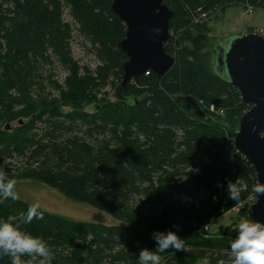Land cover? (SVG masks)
<instances>
[{"label": "trees", "instance_id": "1", "mask_svg": "<svg viewBox=\"0 0 264 264\" xmlns=\"http://www.w3.org/2000/svg\"><path fill=\"white\" fill-rule=\"evenodd\" d=\"M168 1L174 11L170 29L184 34L204 14L231 5L264 11V0ZM111 5L112 0L0 3V172L4 179L43 183L116 224L77 222L39 209L44 218L24 224L30 205L17 197L0 202V220L11 217L20 231L43 239L51 264H138V251L154 248L150 236L156 230L184 239V250L160 253L161 264H231L235 237L203 235L198 228L230 211L227 180L240 175L251 189L257 185L254 167L227 141L250 107L215 71L212 53H200L203 35L188 49L173 34L165 48L176 63L163 78L148 70L120 98L119 84L115 102L96 103L95 92L111 78L121 83L127 59L117 47L126 26ZM66 9L94 49L99 65L93 72L80 74L71 56ZM53 58L68 73L63 85L51 83L57 98L44 87L53 76L46 77L44 68ZM93 103L94 113L83 110ZM184 189L202 190L206 197L187 208L174 196ZM22 259L39 264L40 257ZM0 264H10L2 248Z\"/></svg>", "mask_w": 264, "mask_h": 264}, {"label": "water", "instance_id": "2", "mask_svg": "<svg viewBox=\"0 0 264 264\" xmlns=\"http://www.w3.org/2000/svg\"><path fill=\"white\" fill-rule=\"evenodd\" d=\"M113 13L126 26L125 38L117 44L127 59L117 96L129 83L148 70L163 78L176 60L165 48L171 37L174 11L168 0H112ZM217 73L234 87L250 109L231 127L236 150L253 165L257 184H264V37L252 32L217 43L212 51ZM197 115L205 114L197 107ZM256 194V193H255ZM247 210V219L264 223V195Z\"/></svg>", "mask_w": 264, "mask_h": 264}, {"label": "rangeland", "instance_id": "3", "mask_svg": "<svg viewBox=\"0 0 264 264\" xmlns=\"http://www.w3.org/2000/svg\"><path fill=\"white\" fill-rule=\"evenodd\" d=\"M1 2H4V0H0V3ZM244 10L245 8L242 5H231L224 10H218L216 13H211L209 16L210 21H208L209 18L201 17L193 24L192 29H190L187 33L185 32V34L184 32L175 30L171 31V29L170 32L174 35L173 37L179 35L183 40V46L188 49L193 48V41L195 37L203 35L205 37V47L200 51V53L211 54L218 42L225 39L229 40L233 36L246 32L247 27L254 26L257 27V29L264 30V11L256 9L250 15L243 16L242 13ZM64 19L71 25L72 32L70 36L71 39L69 41V48L74 62L80 69V74H83L86 69H90L92 72L95 71L99 63L95 52L93 51L94 49L92 48L90 42L85 40V38L78 32V26L70 16L68 9L65 10ZM205 24L207 26H205ZM254 30L255 29L251 32ZM44 71L46 72V77L53 75L49 82L44 84L46 94L51 98H57L59 92L56 90L55 84L53 85L51 83L59 82L63 85L68 73L55 58H53V64L45 66ZM108 83L109 84L106 87L100 88L95 92L96 103H100L103 100H106L107 102H115V90L120 82L111 78ZM43 91H41V93H43ZM96 103L84 106L83 110L89 113H94L97 109ZM72 110L73 109L71 108L62 109L64 113ZM238 177H240L244 183V186L238 187L240 193V203L243 208L238 209L236 207L238 203L234 202L230 211L226 214L220 217H214L207 224L201 225L198 228L203 235L220 237L228 236L234 238L237 234L238 224L247 220V210L249 205L253 203L251 197L255 192L250 188L249 180H246L240 175ZM14 191L17 198L25 201L29 205L38 203L40 206L39 210L55 216L77 222L102 223L106 225H112L115 223L112 217L104 212L96 210L86 204L73 201L57 190H54L35 180H22L16 182ZM182 194H197L196 197L199 201L206 197L202 190H199L197 193H193L184 189V192L176 193L174 195L175 199L179 200Z\"/></svg>", "mask_w": 264, "mask_h": 264}, {"label": "clouds", "instance_id": "4", "mask_svg": "<svg viewBox=\"0 0 264 264\" xmlns=\"http://www.w3.org/2000/svg\"><path fill=\"white\" fill-rule=\"evenodd\" d=\"M239 179L235 182L226 181V197L236 203H240L238 188ZM15 179H4L0 172V202L6 199H15ZM257 195H264V184H257L252 189ZM38 203L30 205L24 213V224H30L33 219L42 220L44 217L38 211ZM9 217L6 221L0 220V248L3 254L9 256L10 264H32V260H23L22 257H40L39 264H51L52 255L48 244L39 237H33L27 232L20 231L11 222ZM173 225V228H177ZM150 238L154 242V248H141L138 251V264H161L160 253L169 248L176 251L184 250V239L180 238L175 231L156 230ZM229 250L232 253L231 264H264V223L247 219L238 224L237 234L231 241ZM220 264H224L223 261Z\"/></svg>", "mask_w": 264, "mask_h": 264}, {"label": "built area", "instance_id": "5", "mask_svg": "<svg viewBox=\"0 0 264 264\" xmlns=\"http://www.w3.org/2000/svg\"><path fill=\"white\" fill-rule=\"evenodd\" d=\"M244 8H245V10L243 11V13H242V15L243 16H248V15H250L255 9L253 8V7H250V6H248V5H245V6H243ZM209 16H207V14H204L203 16H202V18H208ZM252 33H254V34H257V35H260V36H262V37H264V30H261V29H255ZM149 73L148 72H146V75H148ZM212 110V109H211ZM228 143H229V148H231V149H234L235 151H236V153H238L239 155H240V157H242L243 159H245L246 161H247V159L244 157V156H242L237 150H236V148H235V140H234V136L233 135H229V133H228ZM248 162V161H247ZM253 166V165H252ZM237 179H239V182H238V187H241V186H244V183H243V180L240 178V177H237ZM236 179V180H237ZM218 186H220V185H218ZM251 200L253 201V203L252 204H250L249 205V207H251L254 203H256V201H257V197H256V194L254 193L253 195H252V197H251ZM179 202L182 204V205H184L185 207H187V208H191V207H193L194 205L196 206V204H198L197 202V197H196V195L194 194V195H187V194H182V196L180 197V199H179ZM238 209H240V208H243V206H242V204L240 203H238L237 204V206H236ZM249 207H248V209H249ZM201 232V231H200Z\"/></svg>", "mask_w": 264, "mask_h": 264}, {"label": "crops", "instance_id": "6", "mask_svg": "<svg viewBox=\"0 0 264 264\" xmlns=\"http://www.w3.org/2000/svg\"><path fill=\"white\" fill-rule=\"evenodd\" d=\"M262 11H263V10H262ZM253 29H257V27H254V26L247 27V28H246V32H242L241 34H238V35L248 34V33L251 32Z\"/></svg>", "mask_w": 264, "mask_h": 264}]
</instances>
